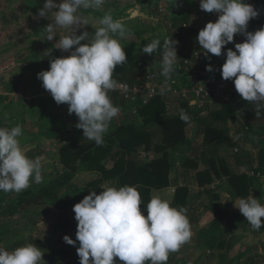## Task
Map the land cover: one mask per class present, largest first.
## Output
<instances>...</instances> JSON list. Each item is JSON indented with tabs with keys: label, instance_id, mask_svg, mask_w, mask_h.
Returning a JSON list of instances; mask_svg holds the SVG:
<instances>
[{
	"label": "clouds",
	"instance_id": "9594fccd",
	"mask_svg": "<svg viewBox=\"0 0 264 264\" xmlns=\"http://www.w3.org/2000/svg\"><path fill=\"white\" fill-rule=\"evenodd\" d=\"M106 0H45L38 17L53 16L43 28L44 39L52 41L59 29H68L69 34L59 36L54 48L71 51L63 58L50 60L49 70L37 73V79L49 91L55 102L69 105L68 113L78 117L76 127L83 136L97 146L104 143V133L119 114L108 93L117 88L127 90V85L113 79L117 65L126 62L127 56L116 36L127 34L125 24L106 12L93 34L77 30L88 25L81 9H100ZM199 7L208 13H218L215 22H208L198 32L196 41L205 55H222V48L234 41L236 34L246 37L235 43V50H226V60L221 67L224 80H234L237 93L248 102L264 101V27L254 33L247 31L248 23L259 12L245 0H200ZM81 41L87 43L81 44ZM171 38L163 41L162 72L164 86L161 94L170 87L171 73L178 57L176 45ZM161 48V41L153 39L142 48V52L153 54ZM51 50L47 51L48 55ZM211 64L206 71L212 72ZM195 103V101H192ZM180 119L188 122L190 117L183 109ZM22 126L0 127V191L19 193L30 187V181L42 183L43 157L28 158L20 147ZM97 194L91 191L73 206L77 223L76 240L65 235L63 240L75 246L79 264H115L119 258L124 264H167L169 254L179 251L191 236L187 209L173 207L160 195L154 194L147 204V216L140 210L141 195L137 187H121L105 184ZM234 206L246 218L248 224L259 230L264 226V204L253 195L239 198ZM43 252L35 244L28 243L9 251L0 247V264H41Z\"/></svg>",
	"mask_w": 264,
	"mask_h": 264
},
{
	"label": "rangeland",
	"instance_id": "374dc122",
	"mask_svg": "<svg viewBox=\"0 0 264 264\" xmlns=\"http://www.w3.org/2000/svg\"><path fill=\"white\" fill-rule=\"evenodd\" d=\"M44 2L45 0H6V6L4 7V9L11 14L10 17L14 21L7 23L6 33L8 35L6 42H9V46H11L12 49H17L18 46H22V51H19L17 53L18 55L13 56H18L19 58L21 57L23 69L14 71H17L19 76V91L12 95L11 99H7L6 102L5 100L0 101V127L11 128L17 124L22 126L23 134L18 138L20 141V147L28 158L35 159L36 157H43V160L41 161L43 181L39 184L30 181V187L19 193H5L0 191V199L4 198L5 201L15 200L19 195L25 193L28 189H36V193L43 190L48 191V194L39 198L37 205H39V208H43V210L45 209L43 206L47 205L49 207V211L42 217H39V214L35 212L36 206H32L31 209L24 210L23 214H21L22 220L21 223H19V229L14 230V232L17 233L29 234V243H33L32 240L39 241L40 239V241H42L45 238L47 231H51L49 229L50 227H52V230L56 232L58 229L56 226L58 222L63 223L65 222L64 220H66V224H62H65V228L69 225H73L74 223H78L74 219L75 213L73 212V206L75 204L65 206L64 209H59L61 207H59L58 204H61L64 198L68 199V196L70 195L76 198L73 200V203H78L85 196L89 195L91 191H96L98 194L99 191L97 189H101V187L105 184H109L110 186L117 185L113 183L114 177H105L102 172L98 170L88 169V163L84 162L80 158L76 160L72 170H70V168L68 169V167H66L61 160L59 152L60 148L65 145L66 142L75 140L76 138V124L78 123V117L74 113L71 115L68 113L69 105L67 103L58 105L55 102L50 92L43 88L42 81L37 79V73L42 70H49L51 59L67 57L77 46H73V49L69 51L54 48V44L59 39V36L69 34L68 29H59L57 31L58 36L52 41L42 40L45 36L43 28L53 20V16L51 14H49L48 17H38V11L43 7ZM56 2L59 3L60 0H56ZM199 2L200 0H106L100 9L90 8L87 10H80V13L87 19L88 25L79 28L76 34L81 35L85 31L89 34H93L95 29L101 26L98 23L99 19L102 18L106 12L110 11L114 19L121 20L126 26V36L124 38L116 36L121 46L124 48V51L140 56V61L134 71L135 82L141 80L144 73L147 71L152 73L157 81H163L165 78L161 75L162 54L160 53L158 55L156 52V54L153 53L149 55L143 53L142 48L153 39H159L161 41V46L163 45V41L167 38L181 42V40H183L186 36H174L175 34L172 33L173 31L171 30V17L176 12L184 9V11H195L193 12L195 14V20L201 19V17L206 18L209 14L208 12L200 9ZM245 3L254 6V8L259 12V15L262 17L261 21L263 22L264 16L261 15V13L264 11V0H252V2L245 0ZM258 18L260 17L258 16L253 18V20ZM195 42V39L192 40V43ZM84 43H87V41H81V44ZM234 45V41L228 44L231 49H233ZM175 47L178 60L174 65L173 73H171L169 85L173 79L178 81V79L175 78L181 76L179 75V72L183 70V60L187 57L188 52L185 51V53H183L179 50L177 45ZM227 49L228 47L225 50ZM49 50H51V52L46 55ZM204 66L205 64L203 65V63H199L194 60L188 64V67L190 68H206ZM10 73V71H6V73L2 72L1 74L6 75L4 76V78H6L7 74ZM11 81L16 83L15 79ZM113 100L117 107H119L120 111L119 114L110 122L108 131L104 133V140L113 137V131L115 132L117 127L123 126L127 123H132L134 121L133 123L135 126H144L143 123H141V117L136 114L137 112L135 114L131 112V104H126L117 97H113ZM176 100L177 99L170 98L169 102L165 104V109L168 114H175L179 111L178 100ZM246 107H251L249 102L246 104ZM198 125L200 126V123L192 121V124H189L186 127L187 142L183 143L180 146V149H182V153H185L188 156L199 154V151L194 149L195 145H199V140L195 139L193 136V130L196 129V126L197 129H200L198 128ZM238 129L240 128L238 127ZM236 135L239 136V130H236ZM256 137H259L261 142V139L264 137V133L261 129H256L255 138ZM236 138L238 137L232 136L230 140L231 145L234 143L235 146L226 148L221 152V155L226 158L232 171L237 173L245 172L246 175L250 177L251 187L249 188L247 197L252 194L251 190H253L252 195L259 199L261 204H264V176L263 174H260V176L255 174L257 171L256 162L254 157L250 155V159H253L251 161L253 164H251L255 167L254 169L245 171L243 165L236 166V157L243 155L244 152L247 153V150L241 149V143L240 141L236 142ZM85 140L88 141V139ZM153 140L159 143V135H154ZM261 145L262 144H259L258 142L253 146L256 147L258 151ZM236 146L238 147L237 151H235ZM169 150H171V148ZM138 151L141 153L144 152L142 149H139ZM251 153L254 152L252 151L250 154ZM180 157L181 156H178V158L175 159H180ZM141 158L143 160H147L142 156ZM101 163H103L107 169H110L114 164L110 160L101 161ZM199 168H203L202 165H200ZM64 169L67 171L70 170V172L73 173L72 179L68 182L64 181ZM185 171L186 170L180 166L178 167L177 165H172V185L164 188L163 190L151 189L149 194L150 198L154 194H158L163 199L172 203V200L174 199L175 186L182 184L189 186L191 184L189 178L187 177L188 174L184 173ZM183 174L185 175L183 176ZM99 178H101L102 181L95 185L93 184L91 189V186H89L88 183ZM60 182H63V185H61ZM87 185L90 187V190H86L84 188L87 187ZM227 187L228 183H226V186L222 185L216 188V191L219 194V198L214 199L216 204L223 207H228L229 205V210L232 213L240 212L239 209L234 206V203L239 198L232 200L230 193L228 194L227 192H224L225 190L227 191ZM191 189L192 191H196L198 188L191 187ZM195 194L196 196H193L190 199L187 210V217L190 222L192 236L190 240L185 243V246L182 245L180 247L178 254H176V252L171 253L173 257L168 259L167 264H177L178 261L184 258L193 259L196 264H264V232H260L258 230L250 231L242 226H228L226 221L232 213L227 214L226 212L225 219L215 230L216 233H220V231L223 230L226 241L224 246L219 249L218 247H215L216 243H213L214 246L208 243L207 240L210 238L208 236V232L214 231L211 228V219L213 215L208 209L210 204L214 203L213 198L210 193L195 192ZM30 200L33 199L30 198ZM18 210L21 211V209ZM59 210L62 212L60 213ZM49 212L50 216L48 215ZM4 216L5 215H2L0 212V235H3V239H5V241H9V239H11V233L8 232L7 228H12L13 220H9V218ZM46 216L48 218H52L53 220L41 222L40 220H42L43 217L46 218ZM30 220L35 221L36 223L31 224ZM54 231L52 232V235L56 234ZM62 231L63 237L68 235L70 238H72L71 236L76 238V228L71 232L65 229H62ZM5 233H7L6 236ZM63 237L61 239H63ZM13 241L14 240L7 242L4 247L7 246V250L11 251L16 247L21 246L16 244L15 247H12L11 243ZM61 241L64 243V240ZM40 243L38 244L48 246V244H45L43 241ZM38 247L41 248V246ZM185 249H187L185 254L181 255V251H185ZM42 252L43 256H50L52 254V251L49 253L44 251ZM47 263V261H41V264Z\"/></svg>",
	"mask_w": 264,
	"mask_h": 264
},
{
	"label": "trees",
	"instance_id": "16d2710c",
	"mask_svg": "<svg viewBox=\"0 0 264 264\" xmlns=\"http://www.w3.org/2000/svg\"><path fill=\"white\" fill-rule=\"evenodd\" d=\"M259 17L260 18L253 20L251 25H255L257 20L261 21L262 17ZM171 19V30L173 31L176 28H181L183 23H187L188 14L185 13L179 17L172 16ZM172 33H174V31ZM174 36L180 37L183 35L175 34ZM240 36L241 34H236L234 39L236 40ZM227 47L228 45L223 49H226ZM156 52L158 55L160 53L162 54V46L154 53L156 54ZM125 53L127 60L124 64L116 66L113 72V79L116 81H127L128 83L133 84L136 83L134 71L140 61V56L129 52ZM206 60L200 63H205ZM109 97L113 105L116 106L113 97H117V95L114 93L113 95H109ZM233 97L234 96L230 97L228 101L222 103L220 108L211 109L206 115L201 113L202 108L190 105L185 100H178L180 109L175 114H168L166 112V100L159 95L155 96L145 104H141V101H138L135 104L137 106L136 114L141 117V123H143L144 126H135L133 121L132 123L117 127L115 132L113 131L112 133L113 137L105 139L104 143L100 146H97L94 141H86L85 139L87 138L83 136V130L77 128L75 140L66 142V144L60 148L59 152L61 160L68 169L70 168V170H72L76 160L80 158L88 163V169L98 170L102 172L105 177H116L119 187L124 185L137 187L141 195L140 210L145 217L147 216L146 207L150 201L149 193L151 188H163L170 183L169 173L172 170V165H176L175 162L177 161H179V165L186 170L185 173L188 174L189 180H194L199 186H204L205 184L212 182L215 177H225V181L228 183L227 188L233 199L235 197L247 198L249 188L251 187L250 177H248L245 172L237 173L232 171L226 158L219 153V148L221 146H224L225 148L235 146L234 143L233 145L230 143L228 128L226 126L228 119H235L237 102ZM181 109H183L190 117L188 122L180 119ZM192 120L201 123L200 132H202L203 135L202 144L204 145V148L200 152V159L203 161L204 167L200 169L198 160L190 158L187 154L182 153V149H180V146L187 142L186 127L192 122ZM245 126L243 125L241 129H238L239 137H241L240 139H245L251 142L260 141L259 138H255L256 131L251 125H249L248 129H245ZM156 134L160 137L159 143L153 140L154 135ZM170 148L171 150H169ZM139 149L146 152V156L149 155L150 152H154V155H152L147 161L136 159V155H139ZM178 156H181L180 159H175L178 158ZM106 160H110L114 163L110 169H107L104 164L101 163V161L103 162ZM235 163L238 166L243 165L244 169H253L247 155L243 154L237 156ZM256 169L257 171L264 172V149L260 151V161ZM64 170V181L68 182L72 179L73 173L70 172V170ZM101 181L102 179L99 178L89 182L88 185L91 186L92 189L93 184L95 185ZM60 184L63 185V182H60ZM88 185L87 187H84L86 190H90ZM97 190L99 193L102 191V189ZM36 192V189H28L25 193L21 194L20 198H18L17 204L15 203V200L5 201L4 198L0 199L1 214L5 215L4 217L13 216L18 212V207L20 205H22L21 207L27 206L28 209H31L32 206H36L35 212L39 214V217H42L48 211L49 207L44 205L43 207H45V209L43 210V208H39L37 203L40 197L48 194V191L43 190L39 193ZM188 194L189 189L186 185L177 187L174 199L170 205L177 208L183 207L187 209L190 198ZM30 198L33 200H30ZM74 199L76 198L69 195L68 199L64 198L63 202L58 205L59 207L64 208L65 206L72 204ZM23 209L27 210L25 208ZM208 209L213 215L211 219V228L215 233L208 232L210 238L207 241L212 246H214L213 243H216L215 247L221 249L226 242L225 235L223 230H221L220 233H216L215 230L225 219L226 212L227 214H231L232 212L229 210V205L228 207H223L219 204H215L209 206ZM30 222L31 224L36 223L32 220H30ZM226 223L228 226H242L250 231L254 230L250 225L247 227L248 222L240 212L232 213ZM258 231L264 232V226ZM76 264H79V261ZM179 264L193 263L181 261Z\"/></svg>",
	"mask_w": 264,
	"mask_h": 264
},
{
	"label": "crops",
	"instance_id": "0c3cea01",
	"mask_svg": "<svg viewBox=\"0 0 264 264\" xmlns=\"http://www.w3.org/2000/svg\"><path fill=\"white\" fill-rule=\"evenodd\" d=\"M249 2H252V0H248ZM6 3V0H0V101H4L5 102L7 101V99H11L12 98V95H14L15 93H17L20 89L19 85V76L17 74V71L19 70H22V63H21V57L19 58L18 56L17 57H14L13 55H18L17 53L19 51H22V46H18L17 49H12L11 46H9V42L7 43L6 40H7V23L8 22H14L12 19H11V14L8 13L4 7L6 6L5 5ZM196 10V9H195ZM198 10V9H197ZM195 11H189V10H185L184 9L182 11H179V12H176L173 16L175 17H179V16H182L183 14H188V20H187V23H188V26H189V30H188V35H186V37L183 38V40H181V42H179L177 44L179 50H181L183 53H185V51H188L194 44L192 43V40H196V37H197V34L198 32L203 29L205 27V25L210 22V19H211V16L213 14H217L216 12H213V13H208L209 15L206 16V18H203L201 17V19H197L195 20L194 19V16L195 14L193 13ZM9 14V15H7ZM171 16V15H170ZM260 16V15H258ZM257 16V17H258ZM18 17V16H16ZM10 18V19H9ZM197 18V16H196ZM256 18V17H255ZM252 21H250L248 23L251 24L253 23V19H251ZM253 25V24H252ZM256 26L262 28L264 27V21H257V23L255 24ZM17 30V29H16ZM194 37V38H192ZM243 38H246L245 36L241 35L238 39L234 40L235 43H241V39ZM16 39V38H15ZM16 42V41H15ZM228 48H230V46H228ZM10 49V50H9ZM235 49V47H233V50ZM224 53H226V50L222 48V55L217 57L213 54L210 53V57L211 59H207L205 63H203V65L205 64L204 67H206V65L208 64H211L212 67H213V71L212 72H208L206 71V68H195V67H192L191 69L192 70H195V71H203L204 73H206V77L208 79H210L212 82L216 83L215 81L218 82V80L222 77L221 74H220V71H221V67H222V64L225 62L226 60V55H224ZM15 70H17L16 72H14ZM6 71H10L11 73L10 74H7V77L4 78V74H1L2 72L6 73ZM179 76L178 78H175V79H178V81L182 84L186 83L185 81V77H184V74L183 72H179ZM15 79V82L14 81H11ZM172 81H175L174 79ZM176 81V82H178ZM19 88V89H18ZM16 89V90H15ZM15 90V91H14ZM14 91V92H13ZM34 97V95H33ZM32 97V98H33ZM233 99L236 100L237 102V109L235 111V119H228L227 120V128H228V135L230 137V140H231V137L232 136H237L238 138H236V142H239L241 143V149H245L247 150V153L244 152V155H247L249 157V160H250V163H252L251 161L253 159H250V156L254 157V160L256 162V166L258 167L259 165V161H260V151L262 149H264V137L263 139H261V142L260 141H256V142H251V141H248V140H245V139H240L241 137H239L238 135H236V130H238V127L241 129L242 128V125H251V127L256 131V129H261L262 128V131L264 133V105L262 106H259V107H256L254 109H252L251 107H246V104L248 103V101H245L241 96H234ZM117 106V105H116ZM251 119L254 121V123H250ZM192 121H196V120H192ZM197 123H199L198 121H196ZM192 124V122L190 123ZM258 126V128H257ZM259 126H262V127H259ZM198 128L201 129V123H200V126L198 125ZM200 129H197V126H196V129L193 130V136L195 139H198V144L199 145H195V148L197 151H199V154H195V155H191L190 158L192 159H196L198 160L199 162V166L202 165V167H204V163L203 161L200 159V152L202 151V149L204 148V145L202 144V132H200ZM256 138H259V137H256ZM259 142V144L261 143V147H259L258 151H257V148L254 147L253 145L257 144ZM226 148L224 146H221L219 148V153L221 154V152L223 150H225ZM236 149H238V147L236 146ZM249 150V151H248ZM254 152V153H251L250 152ZM139 155H136V159H142L141 156H142V153L140 151H138ZM249 153V154H248ZM146 154V152H145ZM152 155H154V152H150L149 155L145 156V158L148 160L152 157ZM250 155V156H249ZM143 157V156H142ZM147 160H144V161H147ZM228 162V161H227ZM179 161L176 162V165L179 167ZM229 164V163H228ZM253 164V163H252ZM251 164V165H252ZM236 166H238L236 164ZM253 166V165H252ZM181 167V166H180ZM256 167V168H257ZM183 168V167H182ZM255 167H253L254 169ZM200 169V168H199ZM247 170H250V169H245V171ZM185 173V172H184ZM194 174V173H193ZM257 176H260V174H263L264 176V172H259V171H256L255 173ZM185 174H183L184 176ZM188 177V175H187ZM189 178V177H188ZM169 179H170V183L167 185V186H164L163 188H151V189H157V190H163L164 188H167V187H170L172 185L171 182V171L169 173ZM259 180V179H258ZM191 182V186L187 185L188 189H189V201L190 199L193 197V196H196L195 192H198V193H207V194H211L212 198H213V202L214 203H211V205H215L216 204V201L214 199H218L219 198V194L217 193L216 191V188L217 187H220L222 185L226 186V181H225V177H222V178H214L212 182L208 183V184H205L204 186H199L197 184V182H195L194 180H189ZM113 183L117 184L116 183V179L114 178V181ZM179 186H185V184H182V185H179ZM179 186H175L174 188V194L176 192V188L179 187ZM115 187H119L118 184L115 185ZM191 187H197L198 189L196 191H192ZM224 192H227L228 194L230 193L228 188H227V191L225 190ZM251 193L253 194V190H251ZM250 193V194H251ZM150 194V193H149ZM251 194V195H252ZM231 195V193H230ZM250 195V196H251ZM21 195H19L17 197V199H15V203L17 204L18 203V198H20ZM240 197H235L234 199L232 198V195H231V199L232 200H235V199H238ZM15 204V205H16ZM76 203H72V204H69V206L71 205H74ZM189 204V203H188ZM22 205H20L18 207V209H21L20 212V216H19V212H16L13 216H9V217H6V218H9V220H13L12 221V228H7L8 229V232H10V236H11V239H9V241L11 240H14L11 244L12 247H15L16 244H19V245H24V244H28V237H29V234H21V233H17V232H14V230H18L19 229V223H21V220H22V216L21 214H23V208L25 209H28L27 206H24V207H21ZM68 206V205H67ZM59 209H64L63 207L59 208ZM187 210H188V206H187ZM49 211V210H48ZM47 211V212H48ZM60 211V210H59ZM46 212V213H47ZM62 211H60L61 213ZM50 216V212L48 214ZM47 215V216H48ZM46 216V218H42V220H40L41 222H45V221H52L53 219L52 218H48ZM66 224V220H64ZM38 223V222H37ZM63 223H57V230L56 232L54 230H52V227H50L49 229L51 231H47L46 233V236L45 238L42 240L45 244H48V246H45V245H39L38 243L42 242L40 241H35V240H32L33 243L32 244H35L37 247L38 246H41L40 250L41 251H44L46 253H49L50 251H52V254L49 256V255H44L43 256V259H45V261H47L48 263L47 264H76L78 261H79V257L77 255V247H79V242L77 241L76 245L73 246V245H68L67 243H63V239H61L63 237V231L62 229H65V230H69L70 232L76 228L77 230V223L73 224V225H69L67 228L64 227V225H62ZM40 224V223H39ZM38 224V225H39ZM34 226V225H33ZM35 227V226H34ZM247 227H249V224L247 225ZM48 229V230H49ZM11 230V231H9ZM55 232L56 234L52 235V232ZM7 232V233H8ZM7 233H5V236L7 235ZM48 235V236H47ZM51 235V237H50ZM73 240H76V238L74 236H71ZM9 241H5V239H3V235L0 236V245L1 247H4L5 244H7V242ZM41 244V243H40ZM183 246H185V244H183ZM7 249V246L4 247ZM187 249H185V251H181V255H184L185 252H186ZM176 254H178V251L176 252ZM171 257H173V255H171V253L169 254V259H171ZM179 257V255H178ZM115 260V264H124L123 261H120L119 258H114ZM176 260V259H175ZM181 261H188L190 263H193V264H196L195 261H193V259H188V258H184V259H181L180 261H178L177 264H179ZM145 264H150V262H145Z\"/></svg>",
	"mask_w": 264,
	"mask_h": 264
},
{
	"label": "built area",
	"instance_id": "2783aa9c",
	"mask_svg": "<svg viewBox=\"0 0 264 264\" xmlns=\"http://www.w3.org/2000/svg\"><path fill=\"white\" fill-rule=\"evenodd\" d=\"M218 13L211 16L210 21L215 22L218 19ZM264 16V11L261 13ZM184 28V29H182ZM260 27L256 25L249 24L247 26V31L255 32L259 30ZM189 26L187 23H183L181 28L174 29V33L177 35L185 36L188 33ZM242 35V34H241ZM246 38L241 39V43L245 41ZM206 50H203L201 46L196 41L194 45L188 50L187 57L183 60V74L186 83H179L176 81H171L170 87L164 94H161V88L164 86L163 81H157L154 75L150 72H145L141 80L136 83L130 84L125 81H117L119 84L127 85V90L122 88H117L114 91H109L108 95H117V98L126 104L132 105L131 112L135 114L137 112V106L135 105L138 101L141 104L147 103L149 100L155 96H161L169 102L170 98H176L177 100H185L190 105H195L202 108L201 113L207 114L211 109L220 108L221 104L228 101L232 96H240L235 90L234 80H224L222 77L216 83L212 82L206 77V73L203 71H195L188 67V64L194 60L197 62H203L207 59L205 55ZM210 56V53L207 54ZM221 74V71H220ZM222 76V75H221ZM195 101V103H192ZM251 108H256L264 105V101L259 102L257 106L255 102H249ZM180 109V106L178 107ZM178 110V109H177ZM178 112V111H177ZM250 123H254L251 119ZM249 125L245 126L248 129ZM238 149H235L237 151ZM143 158H145V152L142 153Z\"/></svg>",
	"mask_w": 264,
	"mask_h": 264
}]
</instances>
